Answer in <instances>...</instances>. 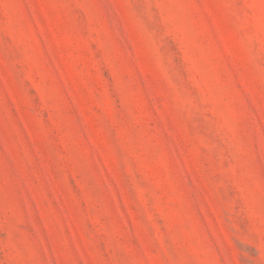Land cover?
<instances>
[{"label": "rangeland", "instance_id": "1", "mask_svg": "<svg viewBox=\"0 0 264 264\" xmlns=\"http://www.w3.org/2000/svg\"><path fill=\"white\" fill-rule=\"evenodd\" d=\"M0 264H264V0H0Z\"/></svg>", "mask_w": 264, "mask_h": 264}]
</instances>
